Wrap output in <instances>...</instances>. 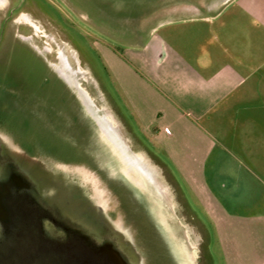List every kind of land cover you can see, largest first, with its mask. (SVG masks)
Instances as JSON below:
<instances>
[{
    "label": "rangeland",
    "instance_id": "obj_1",
    "mask_svg": "<svg viewBox=\"0 0 264 264\" xmlns=\"http://www.w3.org/2000/svg\"><path fill=\"white\" fill-rule=\"evenodd\" d=\"M168 1L0 2V172L13 163L66 224L110 238L132 264H226L103 62L104 47L147 41Z\"/></svg>",
    "mask_w": 264,
    "mask_h": 264
},
{
    "label": "crops",
    "instance_id": "obj_2",
    "mask_svg": "<svg viewBox=\"0 0 264 264\" xmlns=\"http://www.w3.org/2000/svg\"><path fill=\"white\" fill-rule=\"evenodd\" d=\"M102 51L225 263L264 264V0H170L147 41Z\"/></svg>",
    "mask_w": 264,
    "mask_h": 264
},
{
    "label": "flooded vegetation",
    "instance_id": "obj_3",
    "mask_svg": "<svg viewBox=\"0 0 264 264\" xmlns=\"http://www.w3.org/2000/svg\"><path fill=\"white\" fill-rule=\"evenodd\" d=\"M108 173L123 204L121 212L127 211L131 221L139 224L140 215L124 181ZM132 207L134 213L129 211ZM60 230L63 234L58 235ZM0 264L132 263L110 238L99 241L66 224L43 201L35 181L8 162L0 172Z\"/></svg>",
    "mask_w": 264,
    "mask_h": 264
}]
</instances>
